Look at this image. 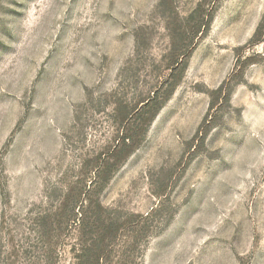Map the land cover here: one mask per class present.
Masks as SVG:
<instances>
[{
    "label": "rangeland",
    "instance_id": "rangeland-1",
    "mask_svg": "<svg viewBox=\"0 0 264 264\" xmlns=\"http://www.w3.org/2000/svg\"><path fill=\"white\" fill-rule=\"evenodd\" d=\"M0 264H264V0H0Z\"/></svg>",
    "mask_w": 264,
    "mask_h": 264
}]
</instances>
